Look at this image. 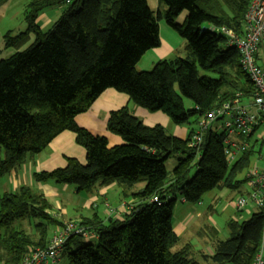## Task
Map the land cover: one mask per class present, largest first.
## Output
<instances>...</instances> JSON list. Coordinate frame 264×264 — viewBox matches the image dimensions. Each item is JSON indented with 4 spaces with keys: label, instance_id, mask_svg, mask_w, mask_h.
Here are the masks:
<instances>
[{
    "label": "trees",
    "instance_id": "trees-1",
    "mask_svg": "<svg viewBox=\"0 0 264 264\" xmlns=\"http://www.w3.org/2000/svg\"><path fill=\"white\" fill-rule=\"evenodd\" d=\"M69 1V3H68ZM167 7L166 23L186 40L188 57L158 61L152 70L139 72L144 55L160 47L158 18L148 0H32L26 10L27 29L5 35L7 47L24 51L0 60V178L33 160L65 131L76 135L86 151V163L67 158L65 167L35 172L39 183L54 181L92 192L99 185L117 183L139 200L123 220L97 216L82 221L97 235L96 243L70 237L63 253L67 264H202L193 246L177 251L180 237L173 216L178 195L187 203H201L213 190L238 188V177L251 164V147L234 163L225 155L226 134L209 130L200 147L188 138L171 135L161 125L146 126L127 107L110 113L108 130L123 140L109 147L106 137L79 126L86 113L108 89L127 95L149 112H163L177 126L190 124L241 93L251 98L255 87L241 66L239 50L211 26H226L242 36L251 0H158ZM64 12L52 28L43 31L40 14L52 7ZM188 12L185 22L177 19ZM218 78L200 77L199 69ZM184 99L194 107L188 109ZM264 144V143H263ZM179 154L170 173L166 162ZM197 161V162H196ZM197 172L189 179L191 170ZM158 196L159 202L153 198ZM48 199L29 186L0 196V264H19L30 248L46 247L50 230L63 222L51 215ZM40 220L34 233L16 223ZM30 221V220H29ZM264 213L228 223L230 237L217 240L211 264H253L262 238ZM211 231V230H210ZM217 236L218 231L213 230ZM62 258V259H63Z\"/></svg>",
    "mask_w": 264,
    "mask_h": 264
},
{
    "label": "crops",
    "instance_id": "crops-1",
    "mask_svg": "<svg viewBox=\"0 0 264 264\" xmlns=\"http://www.w3.org/2000/svg\"><path fill=\"white\" fill-rule=\"evenodd\" d=\"M156 3L158 4V8L160 11L163 6L159 2ZM64 9L65 8L63 6L60 7V9L52 7L44 10L38 18V24L40 28L42 30L52 28L55 22L63 14ZM159 13L160 12H158V14ZM159 28L161 37L160 23ZM166 31L168 32V30ZM147 54L150 55L149 58L145 60V62H142L144 61L143 59ZM176 54V49L173 46L166 45V43L163 44V40L161 39L160 47L148 51L138 63L137 70H150L149 68L153 67L158 61L175 57ZM261 60H264V44L260 47L258 52V63L261 62ZM262 67L264 68V66ZM243 102L244 104L249 105V103L251 102V98L244 97ZM124 107H127L132 114L141 119L146 126L153 127L155 125H161L167 130L169 134L185 140L190 134V130L188 128L175 125L171 121V119L163 112H149L146 109L137 106L127 95L119 93L114 89L106 90L93 103L91 108L86 113L80 114L76 117V122L79 126L89 130L94 135L106 137L109 143V147L121 145L123 143L121 137L110 133V131L108 130V119L111 112ZM263 126L264 124L259 126L249 140L254 150L257 147H260V153L262 152V147L264 145V134L260 133V130L261 128H263ZM193 129L195 130L196 128ZM258 133L261 134L260 138L257 137L255 141H252V137L255 138ZM67 158H75L78 159L81 163H86V151L83 147L79 146L76 143V135L70 131H65L57 136L50 143V145L43 152L35 156L33 160H29L27 163L15 167L8 174V180H6L3 185L5 188L7 187V189L14 188L15 191L21 186H29L36 191L41 192L45 195V197L48 199V202L52 206V209L50 211L51 215L60 222H82L96 216L106 222L109 219L123 220L130 214L132 209L137 204H139V200L133 197L132 194L142 190L144 188V184L138 187L135 186L131 191L127 193H125L122 187L117 183H112L106 186L99 185L94 191L87 193L79 192L73 186L60 185L55 183L54 181L39 183L34 180L33 174L35 172L53 171L57 168L65 167L67 165ZM260 159H264L263 154L260 155ZM243 181L244 183H246L245 185L247 186V189L241 190L240 193L244 196L252 190V187L249 185L246 177ZM220 191V194H222L223 190ZM220 194H216V198L212 201V204L220 199ZM177 199V203L179 200L183 203V205L179 206L178 209L192 207L186 206L188 203L185 202L184 198L180 195H178ZM74 205H76V208L73 207ZM200 206L202 205L200 204L199 207ZM252 206V208L250 207L248 210L245 209L242 211H249L251 216L258 211V209L253 204ZM70 208H72L73 212H78L77 215L79 214L80 216L73 218L67 217L69 215ZM209 209L215 210V206L210 205ZM87 211H89V213H87ZM84 212H86L87 214L84 215ZM192 217L193 211L189 209L186 213V216L183 218H178L176 222L174 213V229L177 235L180 237V241L188 231V226ZM210 230L212 232L213 230L217 229L212 227L210 228ZM93 238L95 239V241H97V237ZM186 244L191 243H183V245L179 247L178 250L184 247ZM208 250L210 253L207 252ZM208 250L194 251L193 249V255H198L200 259H198L196 255V258H194V256L192 257L202 264H211L210 262L205 261L203 255H212L214 247ZM201 258L203 261L201 260Z\"/></svg>",
    "mask_w": 264,
    "mask_h": 264
},
{
    "label": "built area",
    "instance_id": "built-area-1",
    "mask_svg": "<svg viewBox=\"0 0 264 264\" xmlns=\"http://www.w3.org/2000/svg\"><path fill=\"white\" fill-rule=\"evenodd\" d=\"M210 30L225 35L229 45L239 50L241 66L252 81L255 93L249 105L244 104L243 95L237 93L233 99L204 114L198 121L191 146L200 149L204 135L209 130L224 132L227 136L224 152L227 160L234 163L252 147L249 142L251 136L264 124V68L258 63V52L264 44V0H251L242 36L226 26L212 25ZM246 179L252 190L247 195L239 196L235 201V208L242 211L253 204L264 213V169L255 166ZM153 201L159 202L158 196ZM72 236L83 239L97 237L92 229L80 221L63 222L54 229L46 247L30 248L19 264H60L65 244ZM253 264H264V221L261 244Z\"/></svg>",
    "mask_w": 264,
    "mask_h": 264
},
{
    "label": "rangeland",
    "instance_id": "rangeland-1",
    "mask_svg": "<svg viewBox=\"0 0 264 264\" xmlns=\"http://www.w3.org/2000/svg\"><path fill=\"white\" fill-rule=\"evenodd\" d=\"M31 1L32 0H0V60L8 59L17 52L26 50L35 42V37L32 36L27 44H25L20 49H16L13 47H7L5 41V35L9 31H12L14 35H17L19 33L24 32L27 29L25 15L28 5ZM148 2L152 11L156 15L158 14V12H160V15L162 16L161 18H158L159 19L158 23H160L161 25V39L163 40V44L166 43V45L173 46L177 51L175 57H171L165 60L175 59L176 57H181V58L188 57V52L186 50V46H187L186 40L182 38L176 31H174L166 23L165 14L167 12V7L165 5H162L163 8L159 11L158 4L156 3L158 2V0H148ZM60 7L63 6H56V8L59 9ZM187 16H188L187 11L181 13L177 19V23L182 25L185 22ZM47 30H49V28L43 31H47ZM166 30H168V32ZM149 56L150 55L147 54L146 57H144L143 59L144 61L142 62H145V60H147ZM259 64L264 66V60H261ZM153 67L149 69L152 70ZM145 71H149V70H145ZM139 72H142V70H139ZM199 75L200 77L206 76L210 78H218L217 74L204 71L201 68L199 69ZM184 102H185V106L188 109H192L194 107L193 103L190 100L184 99ZM183 127L188 128L189 130L196 128L195 130H197L198 129L197 118L195 117L191 118L190 124H186ZM260 133L264 134V126L263 128H261ZM260 133H258V135L255 136V138L252 137V141H255L257 137L260 138L261 136ZM261 154L264 155V145L262 147L261 153H260V147L255 148V152L251 158L250 166L244 170V172L238 177V180H244L247 174L251 171V169L255 168L256 165H258L260 169H264V159H260ZM180 157L181 155L175 154L171 158H169L168 161L166 162V168L170 173L177 165L178 159ZM196 172H197V168L194 167L190 172L189 179H192L196 174ZM6 180H8V175L0 178V196L5 192L15 191L14 188L7 189V187L6 188L4 187L3 184L4 182H6ZM142 184L143 183L138 184L136 186L138 187L141 186ZM245 184L246 183H243V185H240V187L238 188L223 189L222 194H220L221 191L218 189L213 190L204 196L201 203H196V204L188 203L186 205V206H192L191 208L178 209L179 206L183 205V203L179 200L174 210L176 222L178 218L185 217L189 209L193 211V217L190 219L188 231L186 232L182 240L178 243V245L174 247L173 251H177L178 248L183 245V243H188V242L193 245L194 251H207L208 249L215 247L217 240L228 239L230 237V230L228 227V223L231 220H237L239 222H242V220H247L250 217L249 211L241 212L235 208V204H234L235 201L241 195L240 191L243 189H247V186ZM216 194H220V199L217 200L214 204H212V201L216 198ZM200 204L202 206L199 207ZM210 205H214L215 210H210L209 209ZM73 207L76 208V205H74ZM250 207L251 208L253 207L252 204H249L246 210H248ZM77 213L73 212L72 208H70V212L67 217L73 218L80 216L79 214L77 215ZM84 213H85L84 215H86L87 213H89V211H87V213L86 212ZM24 220L17 222L16 226H19L24 223V228L28 232L33 234L34 224L39 223L40 220L33 218H26ZM212 227L216 228L218 231L216 237H214L210 231V228ZM53 233L54 230L51 229L50 238L52 237ZM82 240L84 241V243H92V242L96 243L94 238L82 239ZM207 252L210 253L209 250ZM195 255L196 254L193 255L194 258H196ZM196 256L198 259H200L198 255ZM67 263H68V258L65 257L62 259L60 264H67ZM226 264H230V263H226Z\"/></svg>",
    "mask_w": 264,
    "mask_h": 264
}]
</instances>
